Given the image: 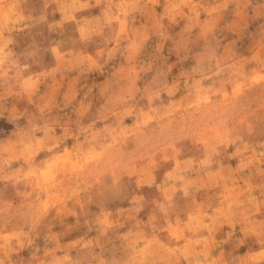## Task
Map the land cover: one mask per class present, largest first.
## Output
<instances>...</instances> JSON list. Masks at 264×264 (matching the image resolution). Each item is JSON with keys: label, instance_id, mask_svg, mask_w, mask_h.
<instances>
[{"label": "rangeland", "instance_id": "rangeland-1", "mask_svg": "<svg viewBox=\"0 0 264 264\" xmlns=\"http://www.w3.org/2000/svg\"><path fill=\"white\" fill-rule=\"evenodd\" d=\"M0 264H264V0H0Z\"/></svg>", "mask_w": 264, "mask_h": 264}]
</instances>
